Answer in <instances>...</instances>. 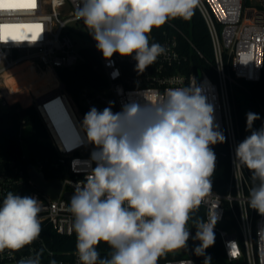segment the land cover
Here are the masks:
<instances>
[{
	"label": "built area",
	"instance_id": "built-area-1",
	"mask_svg": "<svg viewBox=\"0 0 264 264\" xmlns=\"http://www.w3.org/2000/svg\"><path fill=\"white\" fill-rule=\"evenodd\" d=\"M79 4L80 0H0V97L4 103L20 102L32 107L55 150L52 159L28 162L25 126L17 129L15 137L6 134L15 139L14 143L0 142V205L9 191L35 196L42 205L39 238L18 251L0 252V261L18 264L21 259L39 254L41 264H51L53 260L56 264H79L76 234L72 231L73 216L68 211L70 199L65 194L74 193L77 186H82L87 175L86 165L95 150L82 129L85 114L92 107L103 111L109 102H113V113L120 112L131 101L145 104L148 98L155 102L166 89L183 87L194 77L202 95L214 108V124L227 143V152L222 155L229 160L228 173H223L222 167H215L214 172L221 171L222 175L211 177V193L200 204L205 217L202 223L217 217L213 232L219 234L230 263L245 260L247 264H264V238L258 234L264 229V216L248 207L252 187L250 172L246 167L235 168L233 163L235 147L241 142L235 89L241 86L242 79L260 81L264 69V0H256L247 7L243 6V0H201L197 10L208 28L212 60L182 30L180 18L154 28L149 42L159 43L166 52L142 73L136 70L132 57L114 54L110 61L106 60L87 28V35L68 29L70 23L82 21L76 17ZM182 43L187 45L186 49ZM81 47L96 51L98 62L94 68L102 70L106 81L101 87L83 85L74 95L68 91L60 71L74 70L85 61ZM193 55L210 66L213 76L196 63ZM27 61L40 75L52 73L58 84L41 92L29 86L12 90L6 82L7 72ZM116 71L118 76L113 78ZM18 75L14 73L13 78L17 80ZM51 110L64 111L73 126L69 133L60 137L54 130L49 116ZM220 144H216L217 150ZM74 161L78 163L74 165ZM31 163L47 178L63 182L56 198L37 187L28 172ZM91 167H95L94 162ZM186 227L191 233L188 247L172 251L174 258L158 264H187L189 260L197 264L190 250L195 231L189 221Z\"/></svg>",
	"mask_w": 264,
	"mask_h": 264
},
{
	"label": "clouds",
	"instance_id": "clouds-1",
	"mask_svg": "<svg viewBox=\"0 0 264 264\" xmlns=\"http://www.w3.org/2000/svg\"><path fill=\"white\" fill-rule=\"evenodd\" d=\"M200 2L80 0L76 17L106 60L114 54L132 57L142 73L166 52L159 43L150 44L152 30L170 19L190 20ZM146 100L131 101L118 113L109 102L103 111L92 107L84 116L82 129L95 150L68 206L79 264H158L166 252L186 249L189 214L211 193L216 155L210 146L224 143L225 136L195 78L166 89L155 102ZM258 119L257 113L246 114L250 135L236 145L233 163L250 171L248 207L264 216V125L254 129ZM41 210L37 197L7 193L0 205V252L18 251L39 238ZM216 220L195 225L192 239L200 243L194 254L204 256L203 264H211L205 250L214 244ZM258 234L264 238V229ZM101 242L111 249L103 258L97 250ZM18 264H41L40 256Z\"/></svg>",
	"mask_w": 264,
	"mask_h": 264
},
{
	"label": "trees",
	"instance_id": "trees-1",
	"mask_svg": "<svg viewBox=\"0 0 264 264\" xmlns=\"http://www.w3.org/2000/svg\"><path fill=\"white\" fill-rule=\"evenodd\" d=\"M179 21L182 30L191 37L197 48L200 49L209 60H212L213 49L210 35L204 19L198 10H195V13L190 20L186 21L180 18ZM182 45L185 49L187 48L185 43H182ZM80 51L84 55L85 61L80 63L74 70L60 71V76L66 83L68 91L74 95H77L79 89L83 85L91 84L101 87L106 81L102 70L100 68H94L95 63L98 62V55L96 51L91 47H81ZM193 58L197 64L203 65L206 71L213 76L212 69L210 66L206 65V62L202 58L196 57V55H193ZM240 84L241 86L237 87L235 92L236 90H239L248 97V111H245L243 110L242 103L235 93L236 117L240 130L241 141H243L246 136L250 135V131L246 130V114L248 112L257 113L260 116V119L256 120L253 124L254 129H259L262 125H264V69L260 81L253 82L242 79ZM30 88L36 92L34 87ZM49 116L54 130L60 137L62 134H66L67 131L73 128L70 124L59 123L56 119L58 114L54 110L50 111ZM5 124H10L16 129H20L22 126L30 129L26 156V160L28 162H35L38 158L42 160L52 159L55 156V150L48 133L32 107L23 106L20 102L4 103L3 99L0 97V142H8L12 144L15 142V139L2 132V127ZM210 147L216 155L215 167H222L223 173H228L229 160L227 156L222 155V153L227 152V143H221L218 150L216 149V145H212ZM204 219V212L202 211L200 205L192 209L189 223L192 225L195 233V225L197 223H202ZM221 225L224 227L229 226L226 224ZM231 225H234V222L231 223ZM214 236V244L205 250V255L212 258L211 264H247L245 260L230 263L226 258L219 234L214 232ZM199 243L200 242L198 240L193 239L190 243V250L196 263L203 264L204 256H197L194 254V249ZM97 250L102 258L108 256L111 251L109 245L104 242H101L97 246ZM175 256L176 255L173 252H166L158 259V263L166 259L174 258ZM0 264L4 263L0 261Z\"/></svg>",
	"mask_w": 264,
	"mask_h": 264
},
{
	"label": "bare ground",
	"instance_id": "bare-ground-1",
	"mask_svg": "<svg viewBox=\"0 0 264 264\" xmlns=\"http://www.w3.org/2000/svg\"><path fill=\"white\" fill-rule=\"evenodd\" d=\"M248 12L251 14L252 11L249 10ZM33 69V66L28 61L20 64L15 69L7 72V84L12 90L29 86L34 87L36 92L44 91L58 84L56 77L52 75V73H45L44 75H40ZM16 72L19 73L17 80L13 78V74ZM54 111L58 114V116H56V119L59 121V123L72 125L71 121L66 117V114H64V111H61V113H59V110Z\"/></svg>",
	"mask_w": 264,
	"mask_h": 264
},
{
	"label": "water",
	"instance_id": "water-1",
	"mask_svg": "<svg viewBox=\"0 0 264 264\" xmlns=\"http://www.w3.org/2000/svg\"><path fill=\"white\" fill-rule=\"evenodd\" d=\"M2 132L11 137H15L17 129L10 124H5L2 127ZM28 172L40 190L51 194L53 198H56L59 195L63 184L61 180L47 178L45 174L43 172H39L32 163L28 165ZM72 194L73 193L71 192H67L65 196L70 199Z\"/></svg>",
	"mask_w": 264,
	"mask_h": 264
},
{
	"label": "rangeland",
	"instance_id": "rangeland-1",
	"mask_svg": "<svg viewBox=\"0 0 264 264\" xmlns=\"http://www.w3.org/2000/svg\"><path fill=\"white\" fill-rule=\"evenodd\" d=\"M256 0H243V6L244 7H247V6H251L254 4ZM69 10V8L67 9H64L63 10V13L67 12ZM68 29L71 30L72 32L74 33H82L83 35H87V32H86V27L85 25L83 24L82 21H74L72 23H70L68 25ZM88 43V41H87ZM236 95L238 97V99L240 100V102L242 103V108L243 110H247L248 109V97L241 91H237L236 90ZM248 111V110H247ZM30 129L29 128H25L23 130V133L24 135H29L30 133ZM213 175H222V172L221 171H216L213 173Z\"/></svg>",
	"mask_w": 264,
	"mask_h": 264
},
{
	"label": "snow or ice",
	"instance_id": "snow-or-ice-1",
	"mask_svg": "<svg viewBox=\"0 0 264 264\" xmlns=\"http://www.w3.org/2000/svg\"><path fill=\"white\" fill-rule=\"evenodd\" d=\"M33 6H35V5H33ZM5 27H7V25H5ZM22 27H31V26H29V25H24V26H22ZM35 27H39V25H36Z\"/></svg>",
	"mask_w": 264,
	"mask_h": 264
}]
</instances>
